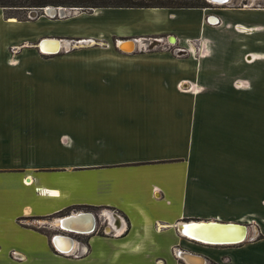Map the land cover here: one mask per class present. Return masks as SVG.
<instances>
[{"label":"crops","instance_id":"obj_1","mask_svg":"<svg viewBox=\"0 0 264 264\" xmlns=\"http://www.w3.org/2000/svg\"><path fill=\"white\" fill-rule=\"evenodd\" d=\"M224 5L120 8L174 20L172 27L137 31L144 39L172 34L184 44L201 41L193 51L188 43L180 55L150 48L142 53V46L134 55L138 45L131 31L98 35L84 24L85 30L48 32L46 17L18 19L0 8V264H190L177 251L199 256L203 264H264V19L259 20L264 11L235 12L241 8ZM105 9L119 8H94L92 20ZM83 12L49 21L65 23ZM190 19L196 27L191 33L183 26ZM54 33L130 39L134 51L118 49L134 58L38 57L57 54L38 47ZM48 65L82 67L93 76L124 78L141 87L149 82L164 105L95 109L115 118L48 125L46 109L24 105L39 82L35 75ZM164 95H177L187 106L186 135L170 129V100ZM207 129L211 138L202 134ZM79 212H91L95 220L103 212L105 222L95 221L92 232L75 235L71 250L61 252L52 236L68 233L57 219ZM194 220L242 223L248 235L235 244L199 243L180 230Z\"/></svg>","mask_w":264,"mask_h":264},{"label":"rangeland","instance_id":"obj_2","mask_svg":"<svg viewBox=\"0 0 264 264\" xmlns=\"http://www.w3.org/2000/svg\"><path fill=\"white\" fill-rule=\"evenodd\" d=\"M250 0H232L228 5H224L227 8H241L239 11L234 10L235 12H243L242 10H248L254 8L255 5H250ZM246 3L247 6H244ZM210 8L220 7L215 4H208ZM264 11V2L261 3L260 7H256ZM6 14L10 16H17L19 18H29L27 11L18 10L12 7H5ZM94 9V8H93ZM93 9L84 10L85 12L81 13V17L69 20L65 23H59L61 20L59 18H49L46 15L41 17L47 18V29L48 32L58 30H70L73 26L83 27L84 30L89 27H94L98 35H102L105 31H120L128 30L131 31V35L136 38V43L138 47L135 49L134 55L139 53L142 46V53H145L147 48L151 49V52L157 51H168L171 54L176 55L177 48H187L188 43L194 45L197 49L200 45V40H187L184 42L171 41L172 38H175L172 34L166 36L167 34H157V35H148L147 39H144L142 36H137V31H141L143 28H155L162 25L165 26H174L170 21V18L164 17L161 15V18H155L150 16L149 12H144L135 9H105L102 17H98L95 21L92 20ZM83 10L72 11L71 14H76L82 12ZM90 15H87L88 13ZM210 14H213V10L208 11ZM45 18V19H46ZM213 18V15H209L208 19ZM53 19H58V21H49ZM158 19V20H157ZM264 19L263 16H259V20ZM180 19H176L177 22ZM216 21V19H215ZM214 21V22H215ZM62 22V21H61ZM193 20L186 21L183 24L184 29H187L188 32H193L195 30V25H192ZM206 22V21H205ZM213 22V23H214ZM79 23V24H78ZM70 24L69 26H67ZM84 24H89L83 26ZM206 24H209L206 22ZM239 26V25H238ZM237 26V27H238ZM86 27V28H85ZM75 32L74 30H72ZM219 32V31H215ZM80 33V32H79ZM52 37H59L62 40L68 42L69 46L61 48L58 54L54 55H39L38 57L54 60H102V59H111L119 60L126 58H134V55L131 57L124 56L121 51L116 47L117 36H110L109 40H103L102 36L100 38L89 37H70L60 36L54 34ZM134 35H136L134 37ZM156 38L161 39L158 45H152V41ZM91 38L96 41L98 44H92L91 42L77 43L79 39ZM129 38V37H127ZM176 39V38H175ZM116 42V43H115ZM91 43V46H89ZM170 43V44H169ZM214 43V41H213ZM31 45H37L36 42H33ZM79 46V47H78ZM35 48V47H34ZM190 48V47H189ZM188 48V49H189ZM195 48L192 46L193 51ZM33 49V47H32ZM139 49V50H138ZM179 55V54H178ZM66 61V62H67ZM68 64V63H67ZM114 64H118L115 62ZM45 72H38L35 76L38 81L31 89L30 96L24 99V105H29L31 107L44 108L47 110L45 115V121L48 122V125L53 124L54 122H66L67 120L72 119L74 122L78 123H102L110 121L114 116L103 115L92 112L95 109H128V108H144L148 109L152 106H163L164 104L157 103L156 92L151 90L149 82L143 83L139 86V83L135 82L130 83V80L121 79H112L105 80L106 76H93L91 73L86 72L82 67L68 66V65H48L45 68ZM118 78V76L116 77ZM151 80L148 78L146 81ZM127 81V82H126ZM153 94V95H152ZM164 94V93H162ZM166 100H170V129L176 127L184 135L187 134V125H188V111L187 106L183 104L182 99L177 95H164ZM63 113H59L61 111ZM99 119H103L98 122ZM224 133L223 131H220ZM199 129L195 127L194 129V142H198L200 139L198 137ZM205 137L211 138L213 132L210 129L205 130L202 133ZM56 217L49 218V221L54 220Z\"/></svg>","mask_w":264,"mask_h":264},{"label":"water","instance_id":"obj_3","mask_svg":"<svg viewBox=\"0 0 264 264\" xmlns=\"http://www.w3.org/2000/svg\"><path fill=\"white\" fill-rule=\"evenodd\" d=\"M205 1L208 4H215V5L230 4L232 2V0H205ZM243 1L247 2L248 0H243ZM249 2H250V5H255V7H260L261 3L264 2V0H250ZM244 6H247L246 3H244ZM65 10H68V11L64 12ZM77 10H84V9H81L78 7H63V6L48 5V6L43 7V8L30 9L28 12V17L34 18L37 14H39V16L47 15L50 18H53L54 16H57L56 18H63V17L69 16V14H71L72 11H77ZM86 10H91V9H86ZM170 38L172 39V37H170ZM42 41H44V40L42 39L39 42V45H38L39 49H40V44ZM153 41L156 42V40H153ZM156 43L159 44L158 41ZM153 44H155V43H153ZM116 47L119 48V46H117V45H116ZM40 50H41V52H44L42 49H40ZM180 52L182 53L185 51L181 50ZM68 217L69 218L70 217H76L81 223H82V220L84 221V224H83L84 226L86 225V222H87V224H89V226H91V224H92V227L90 229H88V228L71 229V228L60 226V229L63 230L64 232H67L69 234H72V233L82 234V233H89V232H92L94 230L95 217L91 212H79V213L74 214V215L65 216L62 219H67ZM182 225H185L184 227H186V228L187 227L190 228L192 226L194 229L195 228H201L203 226V227H205V233H212V234H214V233L223 234V233H226L227 231H233L234 229H239V231H240L239 234H237L238 235L237 238H233L230 240H224V241H205L202 239H197L194 236L188 235L186 233L185 234L183 233L184 236L190 237L191 240H193V241L196 239L200 242H204V243H207L209 245H223V244L239 243V242H241V240H244V238H245L244 235H245V232L247 229L246 225L242 224V223H222V222L211 221V220L210 221H195L194 220V221L185 222ZM180 228H182V226ZM62 238H65V240H68L69 242L73 241L71 236L63 237L60 235H55L53 238V244L61 252H67L66 250L56 246L57 245L56 241L60 240ZM71 248H72V246H71ZM71 248L68 251H70ZM179 254H180L179 256L182 259H184L186 262H188L187 257H199V256H195L193 254L187 253V252H180Z\"/></svg>","mask_w":264,"mask_h":264},{"label":"trees","instance_id":"obj_4","mask_svg":"<svg viewBox=\"0 0 264 264\" xmlns=\"http://www.w3.org/2000/svg\"><path fill=\"white\" fill-rule=\"evenodd\" d=\"M48 5L63 7L93 8H205V0H0V8L12 7L27 11ZM19 19L17 16H13ZM21 19V18H20Z\"/></svg>","mask_w":264,"mask_h":264},{"label":"bare ground","instance_id":"obj_5","mask_svg":"<svg viewBox=\"0 0 264 264\" xmlns=\"http://www.w3.org/2000/svg\"><path fill=\"white\" fill-rule=\"evenodd\" d=\"M68 10H65L64 12H67ZM151 11H156V10H151ZM39 14H37L35 17L38 18ZM47 16V15H46ZM49 17V16H48ZM57 16H54L53 18H56ZM44 41L41 42L40 44V49H42L44 52L48 53V54H54V53H57L59 51L60 48L62 47H65V46H69L68 42L65 41V40H62V39H57V38H45L43 39ZM155 40V39H154ZM175 39L172 38V42L174 41ZM131 40L130 39H127L125 41H122L120 42L119 44L117 43V46H119V48L122 50V49H125L126 48V51L128 52H131L134 50L135 48V45L133 42H130ZM159 42V40H156V42ZM40 42V41H39ZM84 42H90V39H81V40H77V43H84ZM153 41V43L155 44H158ZM150 45L151 47L155 44ZM39 45V43H38ZM79 47V46H78ZM57 222H58V225L59 227L60 226H63V227H67V228H71V229H84V228H88L90 229L92 227V224L91 226H89V224H87L86 222V227L83 225L84 224V221L82 220V223L76 218V217H68L67 219H62V218H58L57 219ZM185 225H182V228H181V231L182 233H186L188 235H191V236H194L195 238L197 239H202V240H205V241H224V240H230V239H233V238H237V234H239V229H234L233 231H227L226 233H205V227H201V228H186L184 227ZM246 229V228H245ZM247 235H248V231L246 229V232H245V238L244 240H241V242L245 241V239L247 238ZM190 238V237H189ZM191 239V238H190ZM196 242H199V243H203V244H207V243H204V242H200L198 240H194ZM56 246L68 251L71 246H73L74 244V241H71L69 242L68 240H65L64 239H60V240H57L56 241ZM187 261L190 263V264H203V259L201 257H187Z\"/></svg>","mask_w":264,"mask_h":264},{"label":"built area","instance_id":"obj_6","mask_svg":"<svg viewBox=\"0 0 264 264\" xmlns=\"http://www.w3.org/2000/svg\"><path fill=\"white\" fill-rule=\"evenodd\" d=\"M169 44H170V43H169ZM145 48H149V47H145ZM181 50H182V51H186L185 48H177V50H176L177 54L180 55V54H184V53H185V52H182V53H181V52H180ZM92 214H93V213H92ZM102 214H103V212H100V213L97 212V213H96V220H95V221H96V224H101V222H103V221L105 222V220H103L104 218H103V219L101 218V215H102ZM93 215H94V214H93ZM94 217H95V216H94ZM108 223H109V221H108ZM96 224H95V226H96ZM99 226H100V225H99ZM100 227H101V226H100ZM246 227H247V226H246ZM101 228H102V227H101ZM113 228H114V227H113ZM94 229H95V227H94ZM109 229H110V228H108V227H103V228H102L103 231L105 230L106 232L110 233V230H109ZM82 234H85V233H82ZM112 234H115V232H112ZM58 235L63 236V237H65V236H71L72 239H73V241H74V240H75V235H78V234H76V233L69 234V233H68V235H61V234H58ZM54 236H55V235L52 236V243H53V238H54ZM62 239H64V238H62ZM53 245H54V244H53ZM176 251H177V250H176ZM179 253H180V251L175 252V256H176L177 258H180V256H179L180 254H179Z\"/></svg>","mask_w":264,"mask_h":264},{"label":"flooded vegetation","instance_id":"obj_7","mask_svg":"<svg viewBox=\"0 0 264 264\" xmlns=\"http://www.w3.org/2000/svg\"><path fill=\"white\" fill-rule=\"evenodd\" d=\"M47 38H57V39H60L59 37H47ZM90 42H92V41H90ZM120 42H122V41H120ZM120 42H117L118 44L120 43ZM65 47H67V46H65ZM65 47H62V48H65ZM136 48V47H135ZM134 48V49H135ZM61 50V48L59 49V51ZM59 51L57 52V54L59 53ZM122 51H124L123 49H122ZM134 51V50H133ZM125 52V51H124Z\"/></svg>","mask_w":264,"mask_h":264}]
</instances>
